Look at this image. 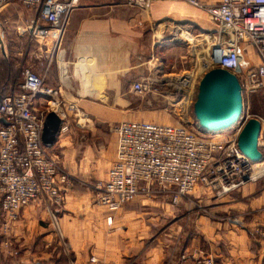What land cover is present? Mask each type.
Instances as JSON below:
<instances>
[{
    "label": "crops",
    "instance_id": "0c3cea01",
    "mask_svg": "<svg viewBox=\"0 0 264 264\" xmlns=\"http://www.w3.org/2000/svg\"><path fill=\"white\" fill-rule=\"evenodd\" d=\"M198 1L216 5L220 0ZM189 6L186 0H149L147 8L122 0H79L49 55L46 40L29 38L30 21L21 19V27H12L29 42L27 67L43 74V84L55 90L64 108L72 104L84 117L75 120V112L67 111L72 116L68 128L58 130L48 147L68 175L61 201L37 200L19 209L6 239L13 255L0 264H179L181 252L194 253L196 259L209 256L213 264H264V243L253 234L264 221V177L218 199L195 187L191 196L206 211L180 203L185 213L179 208L177 216L174 206L153 200L162 193L140 196L114 212L94 202L90 184L105 178L114 159L113 125L147 115L138 97L131 96H139L131 84L156 74L159 66L153 69L151 63L156 60L161 27L169 20L189 21L193 15L211 32L217 28L215 22L201 18L199 8ZM12 15L10 7L1 9L0 24L11 22ZM3 38L4 34L0 59L9 47ZM161 61L163 65L165 60ZM19 81H13L8 91L16 90ZM47 99L35 96L34 108L43 109ZM241 115L243 121L256 118L264 128V77L262 88L243 92Z\"/></svg>",
    "mask_w": 264,
    "mask_h": 264
},
{
    "label": "built area",
    "instance_id": "2783aa9c",
    "mask_svg": "<svg viewBox=\"0 0 264 264\" xmlns=\"http://www.w3.org/2000/svg\"><path fill=\"white\" fill-rule=\"evenodd\" d=\"M122 1L140 8H147L149 3ZM12 2L34 10L35 16L28 23L29 38L46 40L48 55L61 37L68 14L79 4V0H0V10ZM186 2L202 10L217 28L203 38L207 51L190 72L161 78L148 75L131 84L138 95L153 89L160 96L175 98L176 104H169L177 121L165 124L123 120L113 125L114 159L105 178L91 186L94 202L108 212L140 196L156 193L168 194L175 204L195 187L208 190L218 199L262 175L253 176V170L264 164L260 160L251 162L236 145L240 126L222 131L223 135L209 133L190 118L189 112L194 101L192 89L212 68L232 73L241 96L262 88L264 0H220L216 5L198 0ZM19 76L16 90L0 94V231H9L19 209L30 202L61 201L60 191L68 182V175L59 169L55 157L41 141L45 114L53 112L58 116L59 131L68 128L67 111H74L76 120L84 117L74 105H61L55 90L43 84V74L23 67ZM159 87L164 91H159ZM39 95L48 96L43 109L34 108V98ZM258 138L264 156V128H260ZM105 221L110 224V216ZM253 234L264 243V221L253 228ZM179 264H213V259H196L194 253L181 252Z\"/></svg>",
    "mask_w": 264,
    "mask_h": 264
},
{
    "label": "rangeland",
    "instance_id": "374dc122",
    "mask_svg": "<svg viewBox=\"0 0 264 264\" xmlns=\"http://www.w3.org/2000/svg\"><path fill=\"white\" fill-rule=\"evenodd\" d=\"M7 7H10L13 14L12 18L14 19L11 20V22H7V23L2 22L0 24V36L4 34L5 38H3V41L4 39L8 40L7 43L9 47L6 50V58L8 62L11 64V71H12L9 79L14 81L17 80L19 81L20 70L23 67H27V63L30 61V57L28 56V52L26 49L27 44H29V42L26 39L24 40L22 36L17 35V33H15L12 27H16V26L21 27L22 26L21 19L25 20V22L27 23L28 21H32L31 19L34 18L35 13L34 11H29L27 8H22L17 4L10 3ZM189 8L195 9L192 6H189ZM198 12L200 13L201 18H203L207 22L208 18L206 17L205 13L202 10H198ZM29 13L31 16L30 19H28ZM188 20L189 21H184V22L169 20V22H165V24L161 27L162 33L159 36L158 43L155 48L156 60L153 61V63H151V65L154 66L153 69H155L156 65L159 66L157 67L155 72L152 69V71L156 73L154 74V77L157 78H161L165 76L171 77L176 74H183L184 72L186 73L190 72L191 69L197 66L202 55H204V53L207 51L208 45L204 43L203 38H205L206 35L210 34L211 31L207 29L205 25H203V23L200 21V17L198 16L193 17L192 15V17H190ZM177 28H179L178 31H175ZM181 31H183L182 34L180 33ZM185 31H187V33H185ZM206 37L208 38V36ZM162 58L165 61L163 62V65L162 64L160 65L159 63L162 62L161 61ZM159 91H164V90L162 87H159ZM191 93L193 95V98H195L196 89L194 90L193 88ZM131 96L133 98L138 97V101L139 100L141 101V102L139 101L141 103V108L144 109V111L147 114L143 119L140 120L165 123V124H173L177 121L174 111H172L173 106L169 104V103L173 105L176 104L175 98L170 99L169 97L166 96H160L158 95V90L154 91L153 89H151L147 93H144L143 95L134 96L131 94ZM189 116L193 120L192 107L190 108ZM242 121H243L242 115L240 114L238 120L232 126H230L226 131H233L242 124ZM222 133L224 134L225 132H221L218 134L223 135ZM260 163L264 164L263 153L261 155ZM57 165H58V161H57ZM262 177H264V174H262L254 181L249 183H253ZM96 182L97 181H94L92 183L90 182L91 183L90 185L92 186L96 184ZM163 195H164L163 193L157 194V196H160L158 197L159 199L155 198L156 197L155 196L153 200H157L159 203L162 204L168 203L170 206H174V214L176 216L181 214L179 208H182V205L180 203H183L185 208L188 209L190 207L187 206H191L196 211H200V212L206 211V209L203 207L204 204L194 199L191 196V194L179 198L178 202L175 204H172L170 200L167 199V197H164ZM147 201L148 203L150 202V200ZM185 208H182L184 213H185ZM182 223H183V218H180V224ZM8 235H9V231H0V259L5 261L8 258L12 257L13 255V252L9 251L6 243H4L6 242L5 240L7 239Z\"/></svg>",
    "mask_w": 264,
    "mask_h": 264
},
{
    "label": "water",
    "instance_id": "95a60500",
    "mask_svg": "<svg viewBox=\"0 0 264 264\" xmlns=\"http://www.w3.org/2000/svg\"><path fill=\"white\" fill-rule=\"evenodd\" d=\"M241 111L240 86L232 73L212 68L200 77L192 104V115L200 128L209 133L226 131L238 120ZM59 124L56 114H45L40 134L45 146L53 143ZM259 131V120L249 117L242 122L236 135L238 149L253 163L258 162L262 155Z\"/></svg>",
    "mask_w": 264,
    "mask_h": 264
},
{
    "label": "trees",
    "instance_id": "16d2710c",
    "mask_svg": "<svg viewBox=\"0 0 264 264\" xmlns=\"http://www.w3.org/2000/svg\"><path fill=\"white\" fill-rule=\"evenodd\" d=\"M0 69H1L0 70V94L3 95V94H7L10 92L8 91V88L10 84L14 81V80L9 79L12 71H11V64L8 62L6 58V54L4 57H1L0 59Z\"/></svg>",
    "mask_w": 264,
    "mask_h": 264
},
{
    "label": "bare ground",
    "instance_id": "6f19581e",
    "mask_svg": "<svg viewBox=\"0 0 264 264\" xmlns=\"http://www.w3.org/2000/svg\"><path fill=\"white\" fill-rule=\"evenodd\" d=\"M263 172H264V166L260 167V168H254L253 176L261 175V174H263Z\"/></svg>",
    "mask_w": 264,
    "mask_h": 264
}]
</instances>
